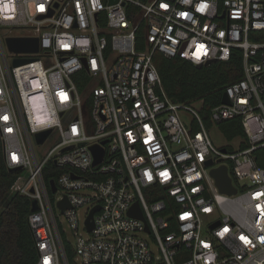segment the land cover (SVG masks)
Here are the masks:
<instances>
[{
  "label": "built area",
  "instance_id": "1",
  "mask_svg": "<svg viewBox=\"0 0 264 264\" xmlns=\"http://www.w3.org/2000/svg\"><path fill=\"white\" fill-rule=\"evenodd\" d=\"M8 38H37L39 49ZM234 48L244 75L210 117H240L245 148L216 146L202 100L169 97L154 59L208 65ZM0 137L8 167L22 170L12 191L38 202L36 264H69L60 212L78 264H264V0H0ZM51 161L64 168L52 194ZM222 164L234 194L211 174ZM135 202L145 219L129 213Z\"/></svg>",
  "mask_w": 264,
  "mask_h": 264
},
{
  "label": "trees",
  "instance_id": "2",
  "mask_svg": "<svg viewBox=\"0 0 264 264\" xmlns=\"http://www.w3.org/2000/svg\"><path fill=\"white\" fill-rule=\"evenodd\" d=\"M143 31L138 34L142 39ZM163 85L169 97L179 102L202 100L201 114L208 129L213 126L211 110L221 104L227 84L244 75L243 56L239 48H234L231 58L197 67L182 57H166L157 52L154 56ZM228 140L243 138L241 148L249 146L240 117L217 123ZM198 128L195 127V130ZM258 165L264 167V148L256 150ZM64 168L49 162L44 177L52 194L51 182ZM22 174L21 169L11 170L5 161L3 142L0 137V264H36L38 252L29 216L32 213V199L24 194L13 192L12 186ZM63 245L69 264L76 262V250L66 233L61 231Z\"/></svg>",
  "mask_w": 264,
  "mask_h": 264
},
{
  "label": "water",
  "instance_id": "3",
  "mask_svg": "<svg viewBox=\"0 0 264 264\" xmlns=\"http://www.w3.org/2000/svg\"><path fill=\"white\" fill-rule=\"evenodd\" d=\"M7 42H8L9 47L11 49L17 50V51H37L39 49L37 38H8ZM22 61H24V60H16L15 63L18 64V63H21ZM196 66L200 68V67H202V64H198ZM221 102L222 103H230V99H229L226 92L223 93ZM49 133H50V130L38 133L37 134V141L39 143H42L46 139V137L48 136ZM91 149H92L94 156H95L94 164H97L103 159V155H104L103 148H101L98 145H93L91 147ZM223 150L226 151L225 148ZM208 163H210V161H208ZM15 169L16 168H11V170H15ZM211 174L215 178L216 184L222 192H225L228 194H234L237 192V188L234 186V184L232 182V178L229 175L228 166L226 164H222L219 167L213 168L211 170ZM51 187H52V192L55 193L56 192V185H55L54 181L51 182ZM58 206L60 207L61 211L63 212L64 209L70 205L68 203H66V200H63V201L58 202ZM100 208H101V206L97 205L90 211V214H89L88 219L86 221L89 231L92 230V228L94 226V221H93L94 215L97 211L100 210ZM37 209H38V202L36 199H34L32 201V210H37ZM129 213L131 215L136 216V217L145 219L144 214L140 208L139 202H135V204L130 209ZM217 224H218V222H217ZM215 225L216 224H214L213 227ZM147 230H149L148 226H147Z\"/></svg>",
  "mask_w": 264,
  "mask_h": 264
},
{
  "label": "rangeland",
  "instance_id": "4",
  "mask_svg": "<svg viewBox=\"0 0 264 264\" xmlns=\"http://www.w3.org/2000/svg\"><path fill=\"white\" fill-rule=\"evenodd\" d=\"M200 106H201V104H195L194 105V107L197 108V109L200 108ZM182 115H183V118L186 119V121H189L190 118H191V116L188 115V114H186V113H183ZM209 133H210V136H211L213 142L218 147H226V146H229L230 145V146H233L234 148H239L240 147V144L244 141V139L241 138V137H237V138H235L233 140H228L224 136V134L222 133V131L220 130V128L218 127L217 124H213V126L210 127ZM85 209H86L85 207L82 208V209H80V213L82 214V219H81V229L82 230L84 229L83 222H84V212H85ZM59 217H60V219L63 222L64 232L66 233L68 239L71 242H74V240H75L74 239V234L71 231V228H70V226L68 224V221H67L66 217L61 212L59 213Z\"/></svg>",
  "mask_w": 264,
  "mask_h": 264
}]
</instances>
